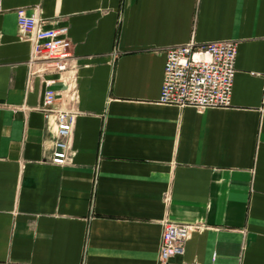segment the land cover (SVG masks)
<instances>
[{"label": "crops", "instance_id": "obj_1", "mask_svg": "<svg viewBox=\"0 0 264 264\" xmlns=\"http://www.w3.org/2000/svg\"><path fill=\"white\" fill-rule=\"evenodd\" d=\"M20 6L69 26L72 68L31 58ZM191 38L238 42L229 105L159 101ZM48 78L76 112L64 164ZM166 219L200 225L168 264H264V0H3L0 264H158Z\"/></svg>", "mask_w": 264, "mask_h": 264}, {"label": "built area", "instance_id": "obj_2", "mask_svg": "<svg viewBox=\"0 0 264 264\" xmlns=\"http://www.w3.org/2000/svg\"><path fill=\"white\" fill-rule=\"evenodd\" d=\"M3 0H0V10ZM17 22L26 38L32 42V59L45 61L44 68L59 72L72 68L75 53L69 26H46L37 6L28 13L25 6L16 9ZM164 79L159 101L179 106H226L231 103L236 75L238 42L233 39L198 42L194 38L182 44L170 45L165 50ZM56 78L46 79L40 108L45 116L54 118L56 133L52 161L64 164L72 156V134L76 112L57 105L58 92L51 87ZM199 224L166 219L162 233L158 264L185 252L186 240ZM180 264H207L199 260L182 259Z\"/></svg>", "mask_w": 264, "mask_h": 264}]
</instances>
